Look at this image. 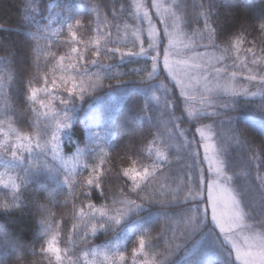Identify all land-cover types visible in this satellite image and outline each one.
I'll list each match as a JSON object with an SVG mask.
<instances>
[{"label":"trees","instance_id":"16d2710c","mask_svg":"<svg viewBox=\"0 0 264 264\" xmlns=\"http://www.w3.org/2000/svg\"><path fill=\"white\" fill-rule=\"evenodd\" d=\"M147 7L152 12L149 2ZM174 7L182 29L197 40L209 41L228 63L244 56L249 64L264 68V0H178ZM138 23L135 0H0V137L8 139L0 148V203L18 204L0 210V248L5 249L0 259L10 264H58L59 255L61 264H188L193 256L183 260L186 251L205 233L207 241L212 238L208 225L182 238V231L193 229L189 222L193 203L183 198L185 190L195 183L200 167L208 174L202 155L199 164L190 167L194 164L190 148L201 150L197 127H214L219 143L227 146L228 165L253 180L256 189L251 193L264 191L256 180L258 172L264 175V97L239 98L233 108L216 116H187L179 90L160 65L156 77L144 72L142 79L137 74V69L151 70L150 58L122 57L117 52L102 60L94 55L97 41L101 48L129 51L128 45L117 42ZM72 47L82 56L79 63ZM93 60L102 64L92 65ZM62 63L77 64L75 71L89 69L88 77H82L83 99L78 98L80 79L67 85H77V98L64 91L61 77L74 70L62 69ZM96 76L97 87L89 90V77L95 81ZM61 97L68 100L66 105H61ZM59 111L69 117L70 127L61 131L54 155L52 116ZM230 129L241 134L245 146L232 138ZM253 151L259 160L253 159ZM229 161H237L239 169ZM93 165H98L101 187L87 185ZM131 168L150 172L147 180L140 181L143 191H132L133 181L124 175ZM137 193L153 199L132 212L118 202L141 203ZM243 201L253 212L252 203L245 197ZM89 204L95 206L91 211ZM96 209L110 215L120 209L127 218L124 215L116 224L100 217ZM81 210L85 218L80 217ZM260 211L264 215V207ZM92 214L94 223L104 225L95 232L84 227ZM53 235L57 252L48 250ZM7 237L21 241L23 247L9 254ZM198 248L195 254L214 264L225 258L210 257Z\"/></svg>","mask_w":264,"mask_h":264},{"label":"snow or ice","instance_id":"6c2138e0","mask_svg":"<svg viewBox=\"0 0 264 264\" xmlns=\"http://www.w3.org/2000/svg\"><path fill=\"white\" fill-rule=\"evenodd\" d=\"M153 7H156L158 12L160 6L153 4ZM140 7V6H138ZM143 20L147 21V41L140 38L139 35L136 36V40L132 44V50L128 52H122L121 48L118 46L108 47L104 45L103 48L99 46V41H97V47L94 49V55L102 60H109L115 57L117 52H120L121 56H147L151 60V70L148 71L147 68L137 69V74L141 75L143 79V73L147 72L149 78L156 76L158 65L160 62L161 51L160 45L161 41L159 39L156 27L152 23V19L149 16V12L145 10L143 12ZM166 25L164 30V35L167 37V46L163 47V66L164 69L168 72L171 79L175 82L176 86L180 90V95L184 98L186 109L190 117L197 118L203 112H206V106L212 103H215L217 98L221 95H229L233 98L239 96H246L249 94V90L246 87L238 86L236 78L238 73L236 71H229L227 66H217L221 63L225 57H214L209 56L207 52L196 51L193 46L189 44H184L182 48H178L176 45L177 34L174 31L169 30V25L167 20L163 21ZM171 27H175L173 24ZM261 29L264 30V24H261ZM69 30H71V25H69ZM141 32L144 31L143 28L140 29ZM202 35V33H201ZM75 39V36H73ZM209 39L212 37L209 35ZM240 41H237L236 47L239 48ZM146 45V46H145ZM208 45H204L207 48ZM136 51L135 49H137ZM72 53H76V60L79 63L82 56L78 52L76 47L71 48ZM248 51L253 52V49ZM253 55L255 53L253 52ZM61 61L65 57L60 58ZM92 65L102 64L100 60L90 61ZM253 64H256L257 61L253 59ZM62 69L66 67H71L74 71L67 75V78L64 76L61 77V83L63 85L64 91L68 93V97H76V88L77 85L72 83L71 87H68L70 81L80 79L79 85V99H83L84 92L86 91L84 85L85 80L82 77H88L89 69L87 67H82L80 71H75L77 64H69L65 66L63 63L60 65ZM158 79V77H157ZM245 79L251 82H258V86L264 87V68H261L260 72L255 73L254 69H249L248 74L245 76ZM100 80L99 76H96L95 81L91 80L89 77V83L87 88L89 90L95 89L97 87V82ZM46 85L48 81H45ZM51 84L53 87H56V81L52 80ZM47 91V87L43 89ZM167 91V88H166ZM256 95L255 92L251 93ZM33 99L36 98L37 93L33 90L32 93ZM193 102L198 103L199 108H195ZM61 105H66L68 100L64 97L60 99ZM230 103L235 104V99L231 100ZM222 106L227 107V104ZM231 123V121H230ZM52 124L54 130L52 131V142L53 147L52 151L55 155L59 149V135L63 129H68L70 127L69 117L67 115H61L60 111L54 113L52 116ZM262 127H264V122H262ZM232 131V138L236 139L237 143H240L241 146H245L244 143L239 139L240 133L235 129H230ZM196 131L200 135V141L198 143L202 144L204 156L203 160L208 164L209 176H205L203 169L200 170L198 177L196 178L195 183H190L185 190L184 199L185 200H202L203 192L206 185L207 189V200L204 202L205 206L203 209H200L199 205H196V210L193 212L189 218V222L193 226V230H196L201 225H203L209 216V208L211 210V221L215 228L219 229L220 236L223 237V242H220V236L215 237L212 248L216 249L212 254L214 256H220L223 253H226V256L223 260L220 261V264H232L231 255L232 252L225 247V245H231V249L235 252L236 260L239 261V264H264V233H257L253 229L252 225L246 222V213L244 211V201L242 199L244 193L233 188L231 185L232 176L228 175L225 167V161L220 157L227 150V146L223 143L217 144L212 143V134L210 129H204L197 127ZM182 134V133H181ZM193 141H189L191 145ZM80 150L77 149V154ZM190 154L193 157L194 164L190 167L197 166L199 164V152L196 149L190 148ZM15 155V153H13ZM75 158V157H73ZM253 159L259 160L260 156L253 151ZM104 162L100 161L102 165ZM124 175L129 177L133 181V192H136L137 189H141L140 181L147 180L150 176V172L145 169L142 172H137L134 168L127 169L124 171ZM191 180V177L189 178ZM256 180L259 182V187L261 190H264V175L257 174ZM102 178L101 174L98 172V165H93L92 172L87 178L88 186L101 187ZM15 187V185H13ZM143 191V189H141ZM138 199L141 200V203H136V200H121L119 203H124L129 212L138 211L144 208V202H150L153 198L148 195L141 196L137 193ZM176 196L173 197L175 199ZM261 200L264 201V191L261 194ZM18 204L13 201L11 203H0V210H9L10 208H16ZM93 204H89V210L94 209ZM45 211H50L45 209ZM95 211L99 212L100 217H108L110 220L114 221L116 224L121 222V218L125 213L116 209L115 215H110L108 211H103L96 209ZM75 218V206L72 213ZM86 214L83 210L80 211V217L85 218ZM96 218L95 214L87 216L86 222L84 223L85 229L89 226L92 231L95 232L97 227L103 228V224L94 223L93 220ZM199 221V223H197ZM47 224V221H45ZM76 226L74 225V228ZM212 235L215 236L214 230L210 229ZM245 232H248V235H244ZM238 238L242 239V243L239 242ZM7 248L12 251H17L23 247L22 242L12 238L7 237L4 240ZM56 243L55 235L52 236L48 244V250L51 252H57L58 249L54 247ZM140 249L143 250L145 247V240L141 238L139 240ZM193 258L188 260V264H214V261L208 259L205 256H197L194 252L191 254ZM57 262L61 264L60 257L57 255ZM119 259L123 261L125 257L119 255Z\"/></svg>","mask_w":264,"mask_h":264},{"label":"rangeland","instance_id":"374dc122","mask_svg":"<svg viewBox=\"0 0 264 264\" xmlns=\"http://www.w3.org/2000/svg\"><path fill=\"white\" fill-rule=\"evenodd\" d=\"M150 3L151 6L153 4H157L160 6V10L158 12L156 7L152 6V12L149 11L148 7H147V3ZM135 3L137 4V15H138V19H139V23L136 26H133L132 28H129L130 32L128 35H124L121 37V39L118 40V44L120 46H124L126 47L127 45L129 47H127V50H132L131 46L133 44V42L136 40V36L139 35L141 39L147 41V21L143 20V12L145 10H147L149 12V16L152 19V23L154 24V26L156 27L159 39L161 41V45H160V51H161V57H160V62L159 65L163 68V70L165 71L166 75L169 77L170 81L176 86L175 82L171 79V77L169 76L168 72L164 69L163 66V47L167 46V37L164 35V30H165V23L163 22L164 20H167L168 25H169V30L170 31H174L177 34V38H176V45L178 48H182L184 44H189L190 46H193L195 48L196 51H199L201 53L203 52H207V54L209 56H214V57H225L224 55L218 54L217 51L211 49L210 44H208L209 41L207 42H203L200 40L195 39L194 37H192L191 35H189L188 33H186L183 29H182V21L179 19L177 13L175 12V5L178 4V0H135ZM140 6V7H138ZM175 25V27H171L172 25ZM143 28L144 31L141 32L140 29ZM163 43V44H162ZM204 45H208L207 48L204 47ZM146 46V45H145ZM122 52H125L124 50H122ZM128 52V51H127ZM146 58H149L147 56H144ZM226 59V58H225ZM225 59H223L221 61V63L217 66L223 67V66H227L229 71H236L238 73L237 78H236V82L238 84V86L240 87H246L249 90V94L244 96H239V97H231L229 95H221L220 97L217 98L215 103L209 104L206 106L207 110L206 112L201 113L199 116L204 117L207 115L210 116H216L221 114V112L224 111H228L231 108H233V104L230 103L231 100L235 99L238 100L239 98H250V99H260L264 97V87L258 86V82H251L245 79V76L248 74V70L249 69H254L255 73H259L260 72V68L255 66V65H251L246 61V58L244 56L238 58L234 63H228ZM159 66V67H160ZM159 67L157 69V73L156 76L159 75ZM155 76V77H156ZM177 87V86H176ZM160 89H162L160 87ZM177 89L179 90V88L177 87ZM255 92L256 95H252L251 93ZM180 93V90H179ZM181 96V95H180ZM181 99L183 101V108L186 110V114L187 116H189L188 111L186 109V104L184 101V98L181 96ZM223 104H227L228 106H222ZM193 105L195 108H199L198 103L193 102ZM190 117V116H189ZM194 118V117H191ZM204 129H210L211 130V134H212V143H217L220 144L218 141V136L216 135V133L213 131L214 127H208V128H204ZM182 140H185V135L182 133ZM7 137H4L3 139H1L0 137V148L3 146H7L6 143L7 142ZM184 144L186 145V141H184ZM185 145L181 144L180 146H183L185 148ZM187 146V145H186ZM15 148V147H14ZM179 148L177 147V150ZM195 149V148H194ZM197 150V149H196ZM199 152V155H202V159L204 156V151H203V147L201 144V150H197ZM1 157V156H0ZM222 160L225 161V167H226V171L228 173V175L232 176V181L230 182L232 187L237 189L238 191H242L244 193L243 198L244 197L246 199H248L250 201V204L252 203V205L254 206V211L250 212V209H248V207L243 204L244 207V211L247 214L246 215V222L250 225H252L253 229H255V231L257 233H264V215L261 214L260 208L264 207V201L261 200V195H258L254 192H250L252 191V189H256L253 180L249 179L248 177H242L244 176L243 174H238L234 172V168H231L226 160V157L224 156V154L221 155L220 157ZM204 161V160H203ZM238 162L235 161H229V164H234L236 169H239L237 167H239L240 165L237 164ZM204 164L207 168V175L209 176L210 173L208 172V164L206 161H204ZM228 166V168H227ZM241 168V167H240ZM204 171V168H202ZM201 170V167H200ZM199 170V172H200ZM237 175H239L238 177H236ZM207 200V189H206V185L204 188V192H203V198L202 200H196L193 201L191 199L189 200H185L190 201L193 203V210L192 213L196 210V205L200 206V209L202 210L203 207L205 206L204 202ZM211 210L209 208V216L207 221L201 225L198 229L201 230L202 227L207 226L208 227V233L211 234L212 238H208L207 239V234L205 233L204 235H202V237L200 238V240L197 242V244L190 249L189 251H186V254L183 256V260L184 259H188L189 256H191V254L194 252H198L196 249L198 248L201 252H209L210 253V257H219V256H214L212 253L214 251L218 250V247L216 249L212 248L213 242L215 241V237L216 236H220L219 233V229L215 228V226L213 225L212 221H211ZM127 218V216L125 215L124 220ZM123 220H121L120 223H122ZM210 229L214 230L215 232V236L212 235V233L210 232ZM248 232H245L244 235H248ZM189 236H193V229H191L190 231L188 230H184L182 231V238H188ZM206 240V241H205ZM239 242L242 243V239L238 238ZM204 241V242H203ZM220 242H223V237L220 236ZM226 248H228L229 251L232 252L231 255V259L235 262V264H239V261L236 260L235 257V252L231 249V245H225ZM224 257L226 256V253H223ZM222 255V254H221ZM220 255V256H221Z\"/></svg>","mask_w":264,"mask_h":264},{"label":"clouds","instance_id":"9594fccd","mask_svg":"<svg viewBox=\"0 0 264 264\" xmlns=\"http://www.w3.org/2000/svg\"><path fill=\"white\" fill-rule=\"evenodd\" d=\"M5 249L0 248V257H4L3 253H4ZM9 254L12 255V252L10 249H8ZM0 264H10V262L7 259H0ZM11 264H19V261H12Z\"/></svg>","mask_w":264,"mask_h":264}]
</instances>
